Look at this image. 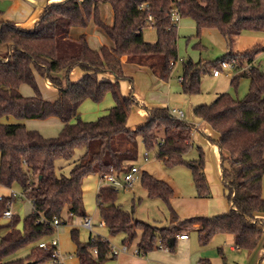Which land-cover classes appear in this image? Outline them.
<instances>
[{
    "label": "trees",
    "instance_id": "trees-1",
    "mask_svg": "<svg viewBox=\"0 0 264 264\" xmlns=\"http://www.w3.org/2000/svg\"><path fill=\"white\" fill-rule=\"evenodd\" d=\"M102 3L113 7L112 26L101 18ZM173 8L180 18L195 22L197 35L206 28L218 29L229 46L227 54L214 61L183 60L181 84L185 94H199L202 74L220 67L222 61L236 59L240 65L250 64L248 70L236 72L231 79L233 87L242 77L249 79L243 99L224 92L211 104L193 109L195 116L217 133V138L206 136L221 154L222 182L230 209L180 220L171 203L173 188L144 172L143 187L149 197L167 204L171 223L158 225L136 219L117 204L118 190L109 186H102L97 194L100 217L110 235H121L124 243L133 241L140 230L139 255L158 249L160 244L171 251L179 235L199 224L201 245H208L216 234H229L240 250L263 249L264 259V68L255 63L264 52V40L241 51L233 48L243 31H264V0H60L48 3L32 28L0 19V185L19 188L32 204V211L23 220L13 212L4 222L12 197L0 196V264H57V246H40L55 232L54 219L66 224L74 216L86 218L84 178L102 175L111 168L118 172L130 169L138 160L140 144L147 156L153 153L169 167L187 164L197 196H212L203 151L197 159L186 157L194 143V125L171 114L168 107L156 106L145 107V121L130 127L129 113L140 103L133 88L127 95L120 89L122 80L133 83L124 70L123 56L129 63L148 66L162 80L169 78L179 60ZM91 21L113 41V55L103 51L97 59L91 58L84 36L80 40L69 38L73 27H87ZM147 26L157 30L155 42L145 40L143 30ZM74 68L81 71L76 80L71 78ZM37 75L57 88L56 99L42 95ZM25 84L33 88V95L22 94L20 88ZM107 92L113 94L115 104L97 119L84 120L82 103L87 99L100 102ZM51 116L63 122L60 133L51 137L22 122L4 121L9 117L25 120ZM80 149L84 152L77 158ZM59 161L70 162L69 174L58 167ZM72 237L80 264H103L117 257L105 237L98 235L81 242L75 229ZM27 246V254L15 257ZM198 264L213 263L200 258Z\"/></svg>",
    "mask_w": 264,
    "mask_h": 264
},
{
    "label": "rangeland",
    "instance_id": "rangeland-1",
    "mask_svg": "<svg viewBox=\"0 0 264 264\" xmlns=\"http://www.w3.org/2000/svg\"><path fill=\"white\" fill-rule=\"evenodd\" d=\"M143 35L146 41L155 42L157 40V30L154 27H145ZM263 40L264 31L245 30L237 38L233 48L235 51L237 49L243 50ZM228 47L225 37L218 29L206 28L203 29L200 35H197L195 22L190 18H182L178 23L179 60L173 67L169 78L163 82L152 79L146 72H138L133 84L126 79L120 82L122 95L129 94L131 87L135 85V89L142 95L141 97L149 108L166 106L170 110L173 108L181 110L184 113L182 119L195 125L193 134L195 142L186 157L188 160L197 159L200 155V150L203 151L205 173L212 193V197L208 199L198 197L193 174L187 164L169 167L153 153L146 156V151L140 144V154L134 164V166L139 168L136 180L131 188L119 189L117 199V204L121 205L126 211L133 213L136 219L158 225H168L172 219L167 204L160 198L149 197L143 187L141 179L144 172H148L170 184L175 193L171 200L172 206L183 219L193 216H212L228 211L229 202L222 182V162H219L216 154V144L206 136L208 134L212 138H216L217 133L206 122L195 116L193 109L200 104H211L220 93L224 92H229L234 97L243 99L248 93L250 81L248 78L242 77L238 85L233 87L230 81L236 73L235 71L226 70L219 77H215L212 74L213 68H211L210 71L202 74V91L199 94L189 96L182 91V81L180 80V77L183 76V60L191 58L194 61H214L225 56L228 52ZM109 54L106 53L107 56ZM97 57L94 58L97 59ZM255 63L261 64L264 68V52L256 57ZM71 78L75 79L76 77L71 76ZM44 81L43 79L40 83L42 95L46 99L56 97L57 88L53 85L48 87ZM23 86L26 87L31 95L34 94V90L30 85L25 84ZM114 104L115 98L111 92H107L100 102L87 99L81 105V117L84 120H95L106 114L108 109ZM135 107L136 109L133 108L128 116V125L134 127L144 121L139 112L141 104ZM31 122H38L43 132L38 131L46 137L56 136L62 130L61 124L51 121L37 119ZM200 129L204 130L205 133L200 131ZM68 167L66 166L64 169L65 174H69L70 168ZM103 185L104 180L98 173L90 174L83 180L85 210L93 219L95 225L93 231L83 226L84 218L74 216L66 224L61 223L56 227L55 232L47 239V242H51L53 239L58 241V253L60 260L64 264H80L76 256V242L72 237V229L77 231V237L81 242H88L90 235H92V238L100 235L109 239L115 247L123 248L122 236H111L106 225H100L102 219L97 206V194ZM8 193V188L0 186V195H7ZM11 207L21 220L32 211V204L26 198H18ZM198 211L205 214H195ZM3 219L4 222L8 221L7 218ZM188 233L190 239L187 241L177 239L176 245L171 251L168 249V252H163L161 249H156L150 256L153 263L197 264L200 258H209L213 264H250L251 253L246 250L238 251L232 249L231 243L227 239L228 236L216 234L208 245H201L199 233L194 227H191ZM135 241L136 238L133 244ZM220 249H222V252ZM29 250L30 246L22 248L15 254V257L23 256ZM258 252L260 255L256 264H264V259H261L263 251L258 249ZM121 255L108 259L103 264H133L132 262L130 263V252L124 254L129 257Z\"/></svg>",
    "mask_w": 264,
    "mask_h": 264
},
{
    "label": "crops",
    "instance_id": "crops-1",
    "mask_svg": "<svg viewBox=\"0 0 264 264\" xmlns=\"http://www.w3.org/2000/svg\"><path fill=\"white\" fill-rule=\"evenodd\" d=\"M54 1H60V0H0V19L11 20V21H14L15 23H17L18 25H20L22 27L32 28V27L35 26L36 22L39 20L41 14L43 13V11L45 9V6L48 3L54 2ZM100 13H101V18L103 19V21L106 24H108L109 26H112L114 24V10H113V7H112V5L110 3H102L100 5ZM181 20H182V18L179 20V22ZM149 27H152V26H149ZM83 36L85 37V39L87 41V44H88V47H89V52L91 54V58L92 57L94 58V57H97V56L98 57L102 56L101 53L103 51L106 52L107 54L110 53L109 55H111V54L113 55V47H114L113 41L110 39V37L107 35V33L101 27H99V26H97L95 24L94 21H91V23L87 27H73L71 29L70 33H69V38L74 39V40H80ZM241 50L242 49H240V50L237 49L236 51H241ZM121 61L123 63V67H124V70H125L126 74L128 76L132 77L133 81H134V78L136 77L138 72H146L148 75H150V77L152 79L163 81V82L166 81V80H162V79L158 78L156 76V74L148 66L136 65V64H132V63L127 62L126 56L121 57ZM212 74H213V72H212ZM220 75H218V76L214 75V76L215 77H219ZM71 76H75L76 78L73 79V80H76V79H78L81 76V71L78 68H74L72 73H71ZM43 79L44 78H42L41 76L37 75V80L39 82V85L41 83V80H43ZM44 80H45L44 82L46 83V85L48 87L52 86V84L48 80H46V79H44ZM230 83H231V81H230ZM134 86H132L131 89L133 88V94L137 98L139 103L141 104V108H140V110L139 109L138 110L140 112V115L142 116V118H144V121H145L146 116H147V110L144 107H148V106L144 102V99L141 97L142 95L139 94V92L135 89ZM24 87L25 86L22 85L21 88H20V91L22 92L23 95L30 96L31 95L30 92L26 89V87L25 88ZM57 96H58V93H57ZM57 96L53 97L50 100L56 99ZM134 109H136V107H134ZM32 120H37V119L18 120L15 117H9L8 119H4V121H6V122H22L29 129H36V130H40L41 132H43L41 127H39L38 122H31ZM41 120H46V121H51L53 123H58V124H61L62 127H63V122L60 120V118H58L56 116H51V117H48L46 119H41ZM28 121H30V122H28ZM30 123H31V125H29ZM130 127H134V126H130ZM200 131L204 132V130H202V129H200ZM193 134H194V132H193ZM193 142H195L194 138H193ZM83 152H84V150L80 149L79 153L76 154V157L79 158L83 154ZM216 154L218 156L219 162H222L221 154H220V151H219V148H218L217 145H216ZM66 166H69L68 168L71 169L70 162H66V161L61 162V161H59L58 167L59 168H63L62 169L63 171H64ZM221 166H222V163H221ZM1 187H3V186H1ZM8 189H9V193L8 194H11L10 191H12V190H16V191L22 192L17 187L8 188ZM174 195H175V193H174ZM211 197H209V198H211ZM18 198L23 199L24 197L23 196H19V197L13 198V203ZM205 199H208V198H205ZM229 209H230V203H229L228 210ZM195 214H205V213L198 211ZM178 216H179V214H178ZM263 216H264V214H263ZM179 219L182 220L183 219L182 216H179ZM92 221H93V219H92ZM100 225H105V224H104L103 221H101ZM94 226L95 225H94V222H93V228L90 229L91 231H93ZM193 227L197 230L200 227V225L199 224H194ZM183 233L188 235L187 238H180L178 236V239L180 241L189 240L190 239L189 233L187 231H185ZM141 235H142V232L139 230L137 232L136 241H135L134 244H133L134 240L131 241V242L124 243L123 242V238H122L123 246H126L127 250L120 251L117 254V256L122 254L121 256H123V257H129V256L124 255V254L130 252L131 253V255H130V260L131 261H130V263L132 262L133 264H155V263H153V261H152L150 256L156 249L152 250V251H149L146 255H139L138 254L137 245H138V242L141 239ZM226 236H228L227 239L231 243V248L232 249H235V250H238V251H243V250L238 249L234 245L233 236L232 235L227 234ZM90 237H92V235H90ZM158 249H161L163 252L164 251L168 252V249H166V248H158ZM259 250L263 251V249H259ZM220 251L222 252V249H220ZM250 253H251V256H252L250 264H256L260 253L258 252V250H255V251L250 252ZM59 259H60V256H59ZM198 261H197V264H198Z\"/></svg>",
    "mask_w": 264,
    "mask_h": 264
},
{
    "label": "built area",
    "instance_id": "built-area-1",
    "mask_svg": "<svg viewBox=\"0 0 264 264\" xmlns=\"http://www.w3.org/2000/svg\"><path fill=\"white\" fill-rule=\"evenodd\" d=\"M172 19L174 22H179L180 15L177 12L176 8H173L172 10ZM149 20H152V16H149ZM250 68V64H244V65H240L236 59H233L231 61H222L221 62V66L218 68H215L213 70V74L215 76H218L220 74L223 73V71H230L233 70L235 72H241V71H245L248 70ZM183 77H180V80H182ZM171 114H173L174 116L181 118L184 116V113L181 110H177L175 108H173L172 110H170ZM146 156L148 155V153L146 152L145 154ZM139 172V168L137 166H132L130 169L124 171V172H118L116 170H114V168H111L110 171L103 173L101 175V178L104 180V185L103 186H109L112 187L116 190H119L121 188H131L134 184V181L136 180V177L138 175ZM19 196H23L22 192L16 191V190H12L11 191V197L12 199H10L8 201V205L9 208L4 212V218H11L12 214H13V210H12V204H13V198L15 197H19ZM53 224L55 225V227H58L61 224V221L56 218L54 219ZM83 226H85L88 229H92L93 228V221L92 218L87 216L86 218H84L83 222H82ZM188 235L183 234V235H179L180 238H187ZM48 244H52L54 246L58 245V241L56 239H53L51 242H47L43 241L40 243V246H47ZM159 248H166L168 249L167 246L160 244ZM127 250L126 246H123L122 249H119L115 246H113V251L115 254H118L120 251H125ZM55 255L57 256V260L56 263L57 264H63L62 261L59 259V253H58V248L55 250Z\"/></svg>",
    "mask_w": 264,
    "mask_h": 264
}]
</instances>
